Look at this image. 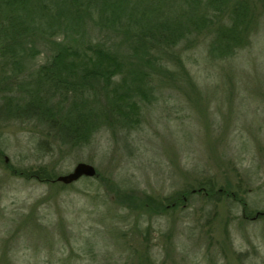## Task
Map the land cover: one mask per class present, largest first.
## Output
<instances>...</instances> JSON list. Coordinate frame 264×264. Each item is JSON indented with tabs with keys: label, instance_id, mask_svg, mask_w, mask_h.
I'll return each mask as SVG.
<instances>
[{
	"label": "rangeland",
	"instance_id": "obj_1",
	"mask_svg": "<svg viewBox=\"0 0 264 264\" xmlns=\"http://www.w3.org/2000/svg\"><path fill=\"white\" fill-rule=\"evenodd\" d=\"M168 1H177L176 15L186 8ZM239 2L251 6L248 42L230 60L212 59L208 44ZM217 3L206 12L213 23L174 49L192 81L152 80V103L134 129L107 122L69 147L38 119L0 118V264H264V215L252 219L264 211V0ZM28 36L23 47L34 44L37 55L15 65L0 51V107L44 102L42 83L35 87L48 60L44 36ZM78 162L96 176L48 181ZM207 181L229 198L214 191L184 200ZM177 197V208L158 212Z\"/></svg>",
	"mask_w": 264,
	"mask_h": 264
},
{
	"label": "trees",
	"instance_id": "obj_2",
	"mask_svg": "<svg viewBox=\"0 0 264 264\" xmlns=\"http://www.w3.org/2000/svg\"><path fill=\"white\" fill-rule=\"evenodd\" d=\"M180 1L186 8L176 15L171 10L177 1L168 0H0L2 56L16 65L26 55H37L34 44L29 51L22 44L23 36L30 37V33L44 36L48 56L39 69L40 79L35 80L37 90L42 83L44 102L32 99L18 105L7 101L0 107V118L38 119L54 131L58 145L69 147L86 143L107 122L134 129L142 107L152 103L157 88L152 80L183 75L192 81L174 49L191 33L212 24L207 9L219 7L218 0ZM182 15L187 16L186 22L180 20ZM230 18L229 24L217 27L208 44L212 59L230 60L248 42L251 6L239 2ZM95 24L105 33L100 42L93 40ZM111 34L118 37L116 42H111ZM14 57L19 60L13 62ZM46 95L57 97V102L49 104ZM53 180L48 181L57 182ZM214 187L213 182H200L182 196L184 200L195 192L204 199L215 192L229 196ZM158 206L159 213L177 208L179 198Z\"/></svg>",
	"mask_w": 264,
	"mask_h": 264
},
{
	"label": "water",
	"instance_id": "obj_3",
	"mask_svg": "<svg viewBox=\"0 0 264 264\" xmlns=\"http://www.w3.org/2000/svg\"><path fill=\"white\" fill-rule=\"evenodd\" d=\"M94 176H96V170L93 165L86 162H78L74 165L71 171L66 174L58 175L53 181L61 182L63 184H70L82 177ZM261 213L262 212H257L254 218Z\"/></svg>",
	"mask_w": 264,
	"mask_h": 264
}]
</instances>
